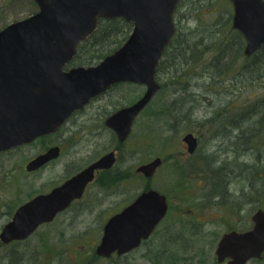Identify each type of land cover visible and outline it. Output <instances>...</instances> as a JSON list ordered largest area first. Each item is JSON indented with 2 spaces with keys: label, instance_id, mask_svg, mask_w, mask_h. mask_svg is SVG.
Segmentation results:
<instances>
[{
  "label": "rangeland",
  "instance_id": "374dc122",
  "mask_svg": "<svg viewBox=\"0 0 264 264\" xmlns=\"http://www.w3.org/2000/svg\"><path fill=\"white\" fill-rule=\"evenodd\" d=\"M193 1L187 4L186 0L181 1L177 12V26L182 33L189 30L196 34L198 28L218 18L221 23L217 28L219 39L231 36L228 22L230 20L232 26V17L227 19L233 15L230 0H198L196 11L189 8ZM37 10L34 0H0V29ZM211 57L206 53L202 59L207 61ZM171 63L158 73L161 91L138 114L126 143L119 142L105 119L116 108L140 98L146 89L142 84H115L101 98L92 101L83 115H76L75 123L68 121L59 134L0 155L1 229L20 205L49 192L99 156L117 148V162L111 171V178H116L109 180L113 184L105 188L103 172L97 173L83 198L53 222L42 225L22 242L20 250H26L25 244L34 250L47 241L52 247L54 241L57 251H54L51 264H160L157 259L160 254L168 264H226L217 261V244L225 232L252 228L253 213L260 207L264 209L261 171L264 166L257 168L259 180L254 177L256 165L251 152L236 157L240 163L235 164L236 169L231 170L229 166L230 161L243 152L249 128L246 138L241 136L237 140L236 136L221 137L223 135L217 133L236 134L234 127L243 120L245 126L250 127L254 118H240V115L247 111L250 116L253 110L248 104L256 96H264V76H252L251 81L240 82L233 78L235 68H230L232 71L226 75L219 72L216 76L215 73H196L192 69L194 63ZM196 63L199 64L195 65L196 71L201 72L202 64L199 60ZM180 69L185 70L181 72ZM180 74L186 75L184 79ZM186 88L189 89L184 91ZM200 92L203 94L198 96ZM189 132L200 141L192 155L188 151L189 144L183 140ZM263 142L264 130H260L251 144ZM55 145L62 147L58 159L36 170L26 169L31 158ZM157 157H161L162 164L154 176L147 178L137 171L141 164ZM247 159H250L249 164L245 163ZM148 183L167 196L170 207L166 218L151 238L135 250L111 257L97 254L105 221L134 201L143 189L148 190L145 188ZM40 234H48L51 239H40ZM166 240H169L170 250L164 245ZM4 246L0 244V255L7 249ZM169 251L178 256L169 257L170 254H166ZM48 256L44 254L42 264L48 262ZM248 264H264V257Z\"/></svg>",
  "mask_w": 264,
  "mask_h": 264
},
{
  "label": "water",
  "instance_id": "95a60500",
  "mask_svg": "<svg viewBox=\"0 0 264 264\" xmlns=\"http://www.w3.org/2000/svg\"><path fill=\"white\" fill-rule=\"evenodd\" d=\"M39 10L0 30V153L36 138L56 132L78 108L104 92L113 83H144L146 92L135 103L106 119L121 141L126 140L138 113L161 88L157 66L175 34L173 14L179 0H35ZM233 27L245 40L244 52L253 54L264 44V0H231ZM123 17L133 22L126 42L99 64L64 66L77 52V45L97 27L99 18ZM188 150L194 152L197 138L185 135ZM60 147H50L27 164L36 170L58 157ZM114 151L54 187L20 205L0 230L8 244L24 240L42 224L51 222L76 198H81L95 171L111 167ZM161 157L141 164L138 172L152 177ZM169 203L156 189L143 191L130 205L109 218L103 227L96 253L110 257L137 248L148 239L166 216ZM254 225L246 231L222 235L216 248L218 262L247 264L264 254V209H257Z\"/></svg>",
  "mask_w": 264,
  "mask_h": 264
},
{
  "label": "trees",
  "instance_id": "16d2710c",
  "mask_svg": "<svg viewBox=\"0 0 264 264\" xmlns=\"http://www.w3.org/2000/svg\"><path fill=\"white\" fill-rule=\"evenodd\" d=\"M181 1L174 13V20L176 22L177 31L163 54V58L158 67V73L164 70V66L170 67L169 65H172V61L178 62V64L194 63L192 69L196 73H215L216 76L220 73H225L224 75H226L228 72H231L235 68L236 74L233 78H238L240 82H244L247 79L251 81L250 78L252 76L258 78H262L264 76V45L252 56L246 57L244 55L245 39L239 31H237L230 25V20L228 22V29L231 36H222L221 39H219L217 31V28H219L221 25V23L218 21V18L217 20L215 19L214 21H212L213 23L210 22L209 25H205L204 27L198 25V27H201V29L198 28L196 34L192 33L189 30H185V32L182 33V30L178 28V24L176 21L177 12L182 3ZM197 1L198 0H194L189 5V8H191L193 11H196ZM188 2L189 0H186V4ZM184 17L186 16L184 15ZM231 17L232 16L230 15L227 19H231ZM132 29L133 23L126 21L122 17H116L112 19H99L98 26L95 31L78 45L76 57L72 63L84 65V63L89 64L98 62L99 60L103 59L105 56L119 48L126 41ZM220 32L222 33V30ZM193 35H196L193 39L188 38V36ZM207 50L209 51L207 52ZM206 53L207 56H212L211 58H207V61L202 59L206 55ZM242 57H244L245 60H242ZM198 60L200 61V64H202L201 72L196 71L195 65H199L196 63ZM235 65H238L237 68ZM230 68L232 69L231 71ZM180 70L181 72H183L185 69ZM183 76L186 75H179L180 78H183ZM188 89L189 88L183 90L185 91ZM202 94L203 93L200 92L198 96H201ZM252 102L248 104L252 107L251 109L253 110L250 111L251 115L247 116V111H243L240 115V118H254V121L251 123L250 127L245 126L246 123L244 122L245 120H243L239 125L234 127V129H237L235 130L238 133L223 134V132H221L217 134L223 135L221 137L236 136L237 140L241 136L246 138V131L249 128L250 135L247 136L246 141L244 142L245 146L243 152L238 153L234 158L241 156L243 153L249 155L251 152V158L253 155V159L255 160L256 165L254 177L259 180L261 176L259 172H257V168L264 166V142L261 144H255L254 146L251 144V142L253 137L258 134L260 130H264V96H256L253 98ZM232 160L230 161L231 164L229 165L231 170L236 169L235 164H240L238 162V158L234 159L233 161ZM249 160L250 159H247L245 163L249 164ZM261 171L264 175V169ZM48 234L46 236L40 234V239H51ZM169 240H166L164 242V245L167 248L169 247ZM24 241L25 240L12 241L7 245L5 244L4 247H6L7 249L5 250V253L0 255V264H42L41 260L45 253H47V255L49 254L48 262H44L43 264H51L50 260H52L54 257V251H57V245L54 241H52V247L51 244H49V241H47L43 242L40 246L37 245L34 250L28 249V246L30 245L25 244L26 250L22 251L20 250V247L22 246V242ZM0 244L4 243H2V241L0 240ZM17 244L19 245V247L16 246ZM168 249L170 250V248ZM166 254H170L169 257L173 255L178 256L174 252L171 254L170 251ZM157 259L160 264L169 263L167 259H164L162 257L161 254L157 257Z\"/></svg>",
  "mask_w": 264,
  "mask_h": 264
},
{
  "label": "flooded vegetation",
  "instance_id": "af4514ba",
  "mask_svg": "<svg viewBox=\"0 0 264 264\" xmlns=\"http://www.w3.org/2000/svg\"><path fill=\"white\" fill-rule=\"evenodd\" d=\"M100 62V61H99ZM72 67H75V65H73V63H69L66 67H65V69H70V68H72ZM116 84H119V83H116ZM115 85V84H114ZM106 92V91H105ZM105 92H103V93H100V94H98V95H96L95 97H93L91 100H90V102L88 103V104H86L85 106H83L82 108H79V109H76L67 119H66V121L62 124V126L59 128V130L57 131V132H55V133H52V135H56V134H59L60 132H61V130L65 127V125L68 123V121H70V120H73V122L75 123L76 122V120L75 119H73L76 115H83L82 113L85 111V109H86V107H88L89 105H90V103L92 102V101H95V100H97V99H99V98H101L102 97V95L105 93ZM124 107H126V106H124ZM121 108H123V107H120V108H116L113 112H111V113H109V115L106 117V119L109 117V116H111L112 114H114L115 112H117L119 109H121ZM142 111V110H141ZM140 111V112H141ZM139 112V113H140ZM138 113V114H139ZM138 116V115H137ZM136 116V117H137ZM106 119H105V124H106ZM136 119V118H135ZM135 121V120H134ZM133 124H134V122H133ZM109 127V126H108ZM113 132V134L114 135H117L116 134V132H115V130L113 129V128H111V127H109ZM132 129H133V125H132ZM132 129H131V132H132ZM131 132H130V134H131ZM190 133V132H189ZM129 134V135H130ZM129 135H128V137H129ZM50 136V134L49 135H47V136H42L41 138H46V137H49ZM118 137V136H117ZM128 137L126 138V140H128ZM118 140H119V142L120 143H126V140H124V141H121L119 138H117ZM183 140H184V138H183ZM185 141V140H184ZM200 141H198V138H197V144L199 143ZM60 146V150H61V152H62V147H61V145H59ZM46 151V150H45ZM112 151H114V153H115V157L117 156V154H116V151H117V148L115 149V150H112ZM189 151V150H188ZM195 151H197L196 149L194 150V152H190L189 151V153L191 154H194L195 153ZM61 152H60V154L59 155H61ZM109 152H111V151H109ZM109 152H107V153H109ZM107 153H105V154H107ZM191 154V155H192ZM104 155V154H103ZM103 155H101V156H99L97 159H95L94 161H92L91 163H89V164H87L85 167H83L82 169H80L78 172H76L75 174H72L71 176H69L67 179H65L62 183H64L66 180H68V179H70L72 176H74V175H76L77 173H79L80 171H82L84 168H86L87 166H89V165H91V164H93L94 162H96L97 160H99ZM60 156H58V157H56L55 159H51V160H49L48 162H47V164L48 163H51L52 162V160H56V159H58ZM116 162H117V157H116V159H115V161H114V163L112 164V166L111 167H108V168H100V169H97L96 171H95V176H94V178L88 183V185L86 186V190H85V192H84V194H83V196L85 195V193H86V191L90 188V186L93 184V181H95V179H96V176H97V173H99V172H103V183L105 184V188L108 186V185H112L113 183L112 182H110L109 183V180L111 179V180H113L114 178H116V177H113V178H111V171H113L112 169L114 168V166H115V164H116ZM148 162V161H147ZM46 164V163H45ZM158 171V170H157ZM139 173H142V172H139ZM115 176H116V174H114ZM106 178V179H105ZM61 183V184H62ZM122 183H124V182H122ZM60 185V184H59ZM58 186V185H57ZM113 186H116V188H118L119 186L117 185V184H114ZM148 186V187H147ZM147 186H146V189H150V188H152L151 187V185H150V183H148L147 184ZM155 189V188H154ZM143 191H145L144 189L141 191V193L143 192ZM83 196L81 197V198H76V199H74L72 202H71V204L67 207V209H65L64 211H66V210H68L69 208H71L72 206H73V204L75 203V202H77V201H79V200H81L82 198H83ZM167 197V196H166ZM167 200H168V198H167ZM133 201H131V202H129L127 205H125V206H123L121 209H119V210H117V211H115L114 213H112L109 217H108V219L105 221V224H106V222L109 220V218L111 217V216H113L114 214H116V213H118V212H120V211H122L125 207H127L128 205H130L131 203H132ZM168 203H169V201H168ZM170 207V206H169ZM64 211H62V212H60L59 214H61V213H63ZM169 212V211H168ZM58 214V215H59ZM168 215V214H167ZM166 218V217H165ZM164 220V219H163ZM162 222V221H161ZM160 222V223H161ZM159 223V224H160ZM104 224V225H105ZM158 224V225H159ZM233 230H236V229H233ZM151 238V237H150ZM150 238H148V239H145V240H143L142 241V244L145 242V241H147V240H149ZM135 250V249H134ZM131 251H133V250H131Z\"/></svg>",
  "mask_w": 264,
  "mask_h": 264
}]
</instances>
